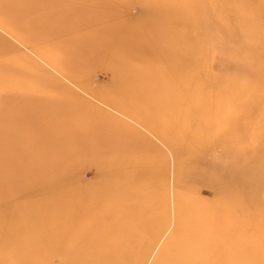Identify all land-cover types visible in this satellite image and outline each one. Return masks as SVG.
Returning <instances> with one entry per match:
<instances>
[{
    "label": "rangeland",
    "instance_id": "1",
    "mask_svg": "<svg viewBox=\"0 0 264 264\" xmlns=\"http://www.w3.org/2000/svg\"><path fill=\"white\" fill-rule=\"evenodd\" d=\"M62 255L264 264V0H0V264Z\"/></svg>",
    "mask_w": 264,
    "mask_h": 264
},
{
    "label": "bare ground",
    "instance_id": "2",
    "mask_svg": "<svg viewBox=\"0 0 264 264\" xmlns=\"http://www.w3.org/2000/svg\"><path fill=\"white\" fill-rule=\"evenodd\" d=\"M127 36L129 37L130 35L127 34ZM125 38L126 37H124V39ZM130 40L131 38H127L126 40L128 45H130V42H131ZM235 82H236L235 79L230 80V81L223 80L224 84L226 83L230 84V88L226 84V86L229 89L237 88V86H234V87L232 86V85L238 84L237 82L236 83ZM208 92L209 93H207L206 96L201 97V100H194L198 104V111L200 112L198 114L200 116V121L204 124V126L207 127L205 130V133L201 132V135H202L201 137L203 138V141L207 144L208 151L212 153V156H214L213 160L223 161L226 155H229V154H233L236 156L238 155V153L235 152L233 149L237 145L236 143L238 142V136L236 134V131L238 129L237 128L238 107L234 105L236 101L238 100V95L236 93L235 95H232L230 94V92L228 91L225 92L223 89H221L220 91V88L218 92H214V91H208ZM186 100H187V103L191 102L190 98L188 97H186ZM186 144H188V142H186ZM212 211L214 213L213 209ZM213 213L211 212L210 214V217L213 218L211 220L217 221L218 220L217 215L215 214L213 215ZM222 213H224L223 216H225L227 212L221 211L220 214ZM219 223L224 224V221L219 222ZM93 229H95V227ZM194 232L195 231L190 232L189 236H191L192 238H195L196 236L194 235ZM52 236L53 234L50 235V237ZM192 242L188 244L186 243V245L184 246L186 248L185 250L186 253L183 255L188 256L192 254V253H189L191 249L189 247H192L190 245L192 244ZM85 256L86 255H82L81 258L68 257L64 255L57 256V264H84V262L88 260L86 259ZM51 262L52 260L50 259H47L46 261L45 260L41 261L37 259L36 260L35 259L33 260L31 259L29 260L28 259H25V260L11 259L9 264H51ZM95 262H96L95 264H101L102 262H106V261L102 260L101 258V259H96ZM168 262H171V261H168ZM200 263L204 264L203 262H200ZM207 263L208 261L205 264ZM171 264H179V263L177 261V263L171 262Z\"/></svg>",
    "mask_w": 264,
    "mask_h": 264
}]
</instances>
